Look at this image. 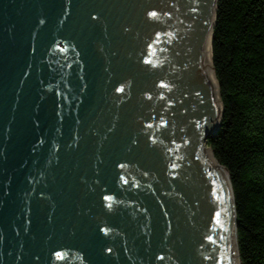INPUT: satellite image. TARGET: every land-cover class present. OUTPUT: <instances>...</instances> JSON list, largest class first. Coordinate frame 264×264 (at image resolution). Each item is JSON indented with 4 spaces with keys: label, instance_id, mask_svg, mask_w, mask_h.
I'll list each match as a JSON object with an SVG mask.
<instances>
[{
    "label": "water",
    "instance_id": "obj_1",
    "mask_svg": "<svg viewBox=\"0 0 264 264\" xmlns=\"http://www.w3.org/2000/svg\"><path fill=\"white\" fill-rule=\"evenodd\" d=\"M217 8L0 0V264H241Z\"/></svg>",
    "mask_w": 264,
    "mask_h": 264
},
{
    "label": "trees",
    "instance_id": "obj_2",
    "mask_svg": "<svg viewBox=\"0 0 264 264\" xmlns=\"http://www.w3.org/2000/svg\"><path fill=\"white\" fill-rule=\"evenodd\" d=\"M216 16L224 114L207 146L231 176L241 264H264V0H218Z\"/></svg>",
    "mask_w": 264,
    "mask_h": 264
},
{
    "label": "bare ground",
    "instance_id": "obj_3",
    "mask_svg": "<svg viewBox=\"0 0 264 264\" xmlns=\"http://www.w3.org/2000/svg\"><path fill=\"white\" fill-rule=\"evenodd\" d=\"M212 63H213V60H212ZM216 76V75H215ZM216 80H217V78H216ZM218 83V82H217ZM213 157H214V155H213ZM215 159V158H214ZM216 161V160H215ZM225 173H226V175L228 176V174H227V172L225 171V170H223ZM229 179V178H228ZM240 257V256H239Z\"/></svg>",
    "mask_w": 264,
    "mask_h": 264
},
{
    "label": "snow or ice",
    "instance_id": "obj_4",
    "mask_svg": "<svg viewBox=\"0 0 264 264\" xmlns=\"http://www.w3.org/2000/svg\"><path fill=\"white\" fill-rule=\"evenodd\" d=\"M153 15H155V14H153Z\"/></svg>",
    "mask_w": 264,
    "mask_h": 264
}]
</instances>
